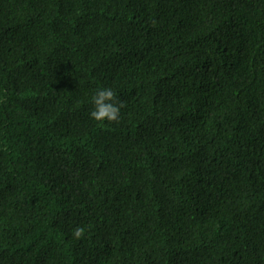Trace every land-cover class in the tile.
<instances>
[{
    "label": "trees",
    "instance_id": "1",
    "mask_svg": "<svg viewBox=\"0 0 264 264\" xmlns=\"http://www.w3.org/2000/svg\"><path fill=\"white\" fill-rule=\"evenodd\" d=\"M0 264H264V0H0Z\"/></svg>",
    "mask_w": 264,
    "mask_h": 264
},
{
    "label": "clouds",
    "instance_id": "2",
    "mask_svg": "<svg viewBox=\"0 0 264 264\" xmlns=\"http://www.w3.org/2000/svg\"><path fill=\"white\" fill-rule=\"evenodd\" d=\"M92 105L88 115L98 125L105 122L118 121L122 103L118 101L116 92L111 87H100L90 97ZM82 229H76L74 234L79 236Z\"/></svg>",
    "mask_w": 264,
    "mask_h": 264
}]
</instances>
